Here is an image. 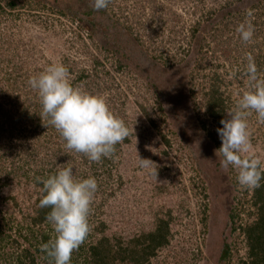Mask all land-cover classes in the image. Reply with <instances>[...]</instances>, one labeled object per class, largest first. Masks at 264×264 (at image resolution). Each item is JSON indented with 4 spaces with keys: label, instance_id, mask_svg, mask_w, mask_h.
<instances>
[{
    "label": "rangeland",
    "instance_id": "1",
    "mask_svg": "<svg viewBox=\"0 0 264 264\" xmlns=\"http://www.w3.org/2000/svg\"><path fill=\"white\" fill-rule=\"evenodd\" d=\"M252 6L110 0L95 11L90 0H0V264H51L41 243L56 234L32 218L42 193L35 179H47L58 166L98 185L89 232L71 264H92L95 248L110 249V264H134L122 260V250L137 258L162 225L168 243L144 264L249 261L244 231L257 220L256 188L240 186L237 171L221 167L216 129L222 125L208 116L204 98L219 76L216 86L222 82L231 98L227 111L235 108L250 90L248 54L264 78L258 64H264V0ZM246 20L255 29L247 43L236 31ZM54 62L68 69L73 87L102 96L129 129V143L122 142L107 169L67 149L42 115L28 80ZM253 115L247 118L252 152L264 161V123ZM139 158L156 164L157 176L139 167Z\"/></svg>",
    "mask_w": 264,
    "mask_h": 264
},
{
    "label": "clouds",
    "instance_id": "2",
    "mask_svg": "<svg viewBox=\"0 0 264 264\" xmlns=\"http://www.w3.org/2000/svg\"><path fill=\"white\" fill-rule=\"evenodd\" d=\"M110 0H90L95 11L106 9ZM251 12L248 13L250 17ZM250 20L241 22L236 31L244 42L254 35ZM246 75L250 90L244 91L235 108L221 119L216 129L221 140L217 154L222 155L221 167L230 166L237 171L240 186L247 189L260 187L264 179V161L252 152L247 118L255 112L264 122V79L257 74L251 54L247 55ZM28 85L39 96L42 115L60 133L66 147L84 154L90 161L99 162L110 157L115 146L129 137L125 122L109 108L105 99L71 85L68 69L61 63H51L37 75L31 76ZM139 167L149 169L157 176L156 164L139 158ZM43 196L40 208H50L46 220L51 224L55 238L41 245V251L51 258V264H71L72 253L84 242L89 232V214L97 180L94 177L77 179L73 167H59L47 179H41Z\"/></svg>",
    "mask_w": 264,
    "mask_h": 264
},
{
    "label": "trees",
    "instance_id": "3",
    "mask_svg": "<svg viewBox=\"0 0 264 264\" xmlns=\"http://www.w3.org/2000/svg\"><path fill=\"white\" fill-rule=\"evenodd\" d=\"M234 1L236 4V2L238 0L237 1L234 0ZM247 1L253 3V6L251 7V9H253L255 0H247ZM228 6H230V4H228ZM9 7L13 9L15 7V4L11 3L9 5ZM263 14H264V12L260 13L259 15L261 16ZM193 33H194V31H193ZM259 61L260 62H258V64L262 68V71H263V69H264L263 61H262V59H260ZM259 76H261V75H259ZM215 79H216V84L219 81H223V79L220 78L219 76H217ZM216 84H214V86L211 88V91L207 92L204 99L206 101L205 105H206V111H207L208 116L211 119H213L214 121H217L220 123L221 119H223V117L225 115V112L227 111V107L230 104L231 98L225 97V94L223 95V93L221 92L220 89H221L222 82H221V85L219 87L216 86ZM240 84L242 86L245 85L243 82H240ZM253 114H254L253 116L257 117L255 112H253ZM257 122H259L260 124L264 123V122L259 121L258 119H257ZM60 137L62 138L61 135H60ZM124 142H126L128 144L129 143L128 138H126L125 141H123V143ZM122 145H123L122 142L120 144L116 145L115 151L117 150V148L122 147ZM115 151L111 155L112 157L110 156L107 158H102L99 162H97L101 165V168L107 169V167H109L110 164L113 163V159L116 158V157H113V156H115V153H116ZM35 185L37 188H41L40 190L42 191V193H41L40 199H42L43 190H42V184H41L39 179H35ZM254 198H255L254 205L257 208V212H258L257 220L252 225L248 226L244 231L246 238H247L248 251H249V261L244 262L242 264H264V179H261L260 187L256 188ZM40 199H39V201H40ZM39 201H38V204H39ZM50 210H51L50 208H40V207L36 208V212H35L36 217L32 218L33 224L34 225H39V224H43V223L50 224L46 220V216L50 212ZM169 235L170 234H169L168 226L162 225L161 227L158 228V230L154 234L147 236V241L149 243V246L146 247L145 249H143L142 253L138 252L137 258L133 257V255L135 256L134 253H136V251L132 250L129 253V255L127 256L128 251L126 248H124L122 250V252H123L125 257H123L122 260L127 259V257H128V259H131L134 264H144V263L148 262V258H149L148 256L154 255L155 251L159 247L164 246L168 243V236ZM48 241H49L48 235L45 234L42 237V243L41 244L48 243ZM102 247H104V246H102ZM148 250H150V251H148ZM96 251H97V248L93 249L94 261H92V264H110L108 261V258H110V257L105 254V253H107L110 255V253H111L110 249H109L110 252L106 249V250H103L101 254H97ZM146 251H148V252H146ZM43 254H44V256H46V258H48V259L50 258L47 256V254L45 252H43ZM227 254H228V250H226L223 253V259L226 258Z\"/></svg>",
    "mask_w": 264,
    "mask_h": 264
},
{
    "label": "flooded vegetation",
    "instance_id": "4",
    "mask_svg": "<svg viewBox=\"0 0 264 264\" xmlns=\"http://www.w3.org/2000/svg\"><path fill=\"white\" fill-rule=\"evenodd\" d=\"M104 244H106V241L105 242H103ZM26 251V255H27V250H25ZM9 257H10V255H9V252L7 253V254H4V259L5 260H9ZM5 264H7V262H5Z\"/></svg>",
    "mask_w": 264,
    "mask_h": 264
}]
</instances>
